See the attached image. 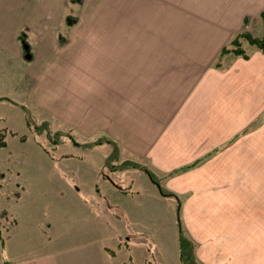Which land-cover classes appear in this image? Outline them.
Listing matches in <instances>:
<instances>
[{
    "label": "crops",
    "instance_id": "crops-1",
    "mask_svg": "<svg viewBox=\"0 0 264 264\" xmlns=\"http://www.w3.org/2000/svg\"><path fill=\"white\" fill-rule=\"evenodd\" d=\"M263 14L264 0H0L4 129H26L25 105L119 148L44 166L1 148L0 264H182L179 207L203 264H264V194L248 201L245 175L211 160L264 153V52H222L263 37Z\"/></svg>",
    "mask_w": 264,
    "mask_h": 264
},
{
    "label": "rangeland",
    "instance_id": "rangeland-1",
    "mask_svg": "<svg viewBox=\"0 0 264 264\" xmlns=\"http://www.w3.org/2000/svg\"><path fill=\"white\" fill-rule=\"evenodd\" d=\"M73 12H74V10H73ZM217 65H219V63H217ZM10 101L13 104L18 105V103L13 102L12 100H10ZM22 107L26 108L28 113L32 114V116L34 118H36V122L40 124L38 132H34V130L27 124V121H26L27 113L24 110H22V111L24 113V119L26 121V124H25L26 129L24 128V125L23 126L17 125L16 122L14 124H16L17 126L9 124L10 128L4 129V127L7 125V123H4L3 120H0V129L2 128V130L6 131L4 133V137L2 138V141L5 142L7 147H9V149H11V150H14L15 152L17 151V153L23 152V153L29 154L28 155L29 157H27V156L23 157L22 160L24 163L20 162V163H18L19 165H21V166L30 165L32 156L34 159V165H38V166L53 165V164H55V165H67V163L63 160V156L67 155L68 153L75 154L77 156V158L79 159L80 158L79 155H81L80 153H107L108 150L109 151L112 150V153L114 154L112 158L118 157L117 155L119 153V148L116 145L113 144V146H111V147H107V146L103 145V144L107 143V141H109V140H106V139L101 140L100 139V140L87 142V143L81 142V141H79V139L77 137L73 136L70 133H66V132H62V131H55L57 129L53 130V128H55V127L53 126V128H52L50 126V123L47 120V117L45 114L46 111L43 113L42 110H37L36 112H38L40 114V115H38V114H35V111L30 110V108H28L27 106L23 105ZM0 113H1V111H0ZM41 113H42V115H41ZM43 114H45V115H43ZM1 116H2V113H1ZM43 122H44V124H43ZM20 127L23 129H20ZM252 128H248V130H246L245 133L250 134L249 132ZM11 135H13V138L12 137L10 138ZM33 136H34V140H32ZM23 137H25L24 140H22ZM30 140L32 142H28ZM252 144L253 143L248 142V150L253 148ZM102 145H103V147H102ZM45 155L47 157L48 156L49 157H55V160L58 163L57 162L56 163L51 162L52 161L51 158H48V159H50L48 161L45 160V158H47V157H45ZM93 160H95V159H93ZM211 160H212V162L215 161V165H218V163H222L223 161L229 162V168L230 169L232 168V171H231L232 175L231 176L235 177L237 179L239 176L240 181H243V178L245 175V180L248 182V185H250L249 187H251V189L248 188V190H247V196L246 197L248 198V201H250V199L256 198L257 195L264 194V189L253 188V187H255L254 185H256L257 182H263V184H264V153H254V151H252L251 153H230V159L227 158L226 156L223 157L222 153H215V156L212 157ZM113 162H114L113 159H110V161L108 163L111 164ZM201 162L202 161H196L190 165H187V166L183 167L181 170H179V172H181V171L187 172V171L194 170L201 164ZM128 163H133L135 165H138L137 163H134V162H128ZM69 164L74 165L76 163H69ZM128 167H132V166L129 165ZM132 168H134V167H132ZM178 173H176V174H178ZM176 174L171 173L166 178L172 177ZM159 181L164 182L161 180H159ZM168 192H170V191L168 190ZM160 193H161V190H160ZM167 197H169V196H167ZM249 207H250V204H248V208ZM177 224H178V220H177ZM1 225H2V223L0 222V226ZM7 225H8V223H7ZM196 247H197V244H196ZM196 250H197V248H196ZM196 255H197V253H196ZM251 255H252L251 257H253V254H251ZM247 259H248V261L251 259V258H249L248 253H247ZM198 261L200 264H203L199 259H198ZM230 264H233V263H230ZM234 264H247V262L246 263H245V261L238 262V263L235 262Z\"/></svg>",
    "mask_w": 264,
    "mask_h": 264
},
{
    "label": "trees",
    "instance_id": "trees-1",
    "mask_svg": "<svg viewBox=\"0 0 264 264\" xmlns=\"http://www.w3.org/2000/svg\"><path fill=\"white\" fill-rule=\"evenodd\" d=\"M264 18V14H263ZM244 42H248L251 45L256 46L260 51L264 52V36L263 37H256L250 34L249 32H242L239 33L232 41L230 44L222 50L223 53L226 52H233L237 56H242L245 59H249V54L246 53L244 50ZM2 100V99H0ZM23 110L27 113L26 116V121L27 124L34 130V132H38L39 129V123L36 122V118L32 116V114L28 113L26 108L22 107ZM44 124V122H43ZM6 131L0 130V149L5 147V142L2 141V138L4 137V133ZM25 137L22 138L24 140ZM131 165L134 168H139V165H135L133 163H124L123 167H128ZM142 169L149 175L150 179L152 180L153 183L157 184L159 189L161 190V193L165 196L169 197H174L177 198V196L171 192H168L166 189L162 188L160 181L155 178V176L147 169L142 167ZM179 170L174 171L173 174L178 173ZM178 204L180 201L177 199ZM180 207L178 209V226H179V251H180V259L182 264H200L198 261V257L196 255V243L190 239L187 234L186 230L183 226V222L180 218ZM15 223L14 220H9V225L7 227V230L11 228V226ZM0 240L2 242V246L4 245V237L2 235V231L0 228ZM4 264H10L9 262H4Z\"/></svg>",
    "mask_w": 264,
    "mask_h": 264
}]
</instances>
